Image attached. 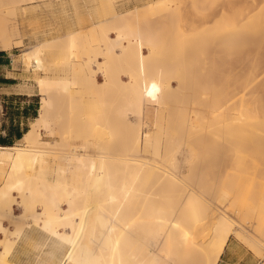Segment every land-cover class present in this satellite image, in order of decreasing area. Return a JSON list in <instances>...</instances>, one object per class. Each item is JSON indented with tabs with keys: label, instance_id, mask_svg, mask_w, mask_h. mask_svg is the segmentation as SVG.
I'll list each match as a JSON object with an SVG mask.
<instances>
[{
	"label": "bare ground",
	"instance_id": "6f19581e",
	"mask_svg": "<svg viewBox=\"0 0 264 264\" xmlns=\"http://www.w3.org/2000/svg\"><path fill=\"white\" fill-rule=\"evenodd\" d=\"M123 1L0 0L17 17H0L1 50L24 45L28 14L54 20L23 53L37 74L38 115L16 144L0 145V264H21L24 242L39 253L29 264H214L232 233L264 248V230L253 237L236 217L260 212L263 226L264 193L250 203L197 183L204 165L240 164L264 145V86L245 97L235 68H215L245 31L258 42L264 8L158 37L141 22L168 5L141 15Z\"/></svg>",
	"mask_w": 264,
	"mask_h": 264
},
{
	"label": "rangeland",
	"instance_id": "374dc122",
	"mask_svg": "<svg viewBox=\"0 0 264 264\" xmlns=\"http://www.w3.org/2000/svg\"><path fill=\"white\" fill-rule=\"evenodd\" d=\"M125 1L128 3V7L138 6V13L141 15L143 14L146 6L152 5L154 3L164 1L165 4L168 5L167 10H161L160 8L158 11H154L150 15L146 16L147 19L153 20V23H150L149 27L141 22V26H145L152 35L158 37L164 29H167L169 27L173 28L177 25L189 24L196 21H203L204 23L209 21L208 24L210 25L214 23V21L219 20L221 17H223V14L225 21H231L234 17L235 12H239L241 10L243 11L242 19H245V16L250 15L256 11L258 12L259 10L264 8V0ZM125 1H123V3ZM119 4L120 3H118L117 5L119 6ZM9 7L10 6L8 5V2H4V6L0 10V17L2 18V21L4 23L11 24L17 19V17L9 12ZM216 13L217 15L215 16ZM28 15L31 18L30 20L32 22L30 21V23L27 24L28 27H26L25 29L24 45L21 47L14 46L6 51L1 50L0 48V51H4L7 54V57H5L4 60H9L8 64L4 65L0 70V78H2V74L4 73V71L14 68L16 71H22V73L27 76V80L30 79L35 83L37 74L30 71L27 65H25L23 61V53L35 42L33 36H31V33H33V31H46L51 29L54 25V20L52 15L46 14L45 11H40L38 14L31 13ZM32 16L34 18L36 17L37 19L35 18V20H32ZM214 16L215 18H213ZM248 36V32L245 31V33H243L242 36L238 38V43L235 47L228 46L226 53L224 54L225 57L222 59L223 61L219 59L218 64L215 65V68L224 70L235 68V71L240 73V76L237 79V83L242 86L240 93H242V95L244 94L243 96L245 97L252 98V96L255 95L258 98L263 94L264 86V30L256 36L258 42L254 44L246 42L245 37ZM192 61H194L195 65L199 66L202 63V58L200 56H197ZM172 81L174 86L176 87L177 81L175 79H173ZM3 92L4 91L0 89V138L4 137V135L7 134L11 126H18L21 131H24V129L29 128L30 122L34 119V116L32 114L35 110L30 111L31 115H29V117H24L22 114H17V106L21 108L20 111L22 112V109L25 105H28L30 103L36 104L38 100V106L36 110V115H38L41 103V96L38 95L40 93L39 89H36L37 95L32 98H18L12 100L13 102L10 101L8 99L9 96L5 95V93ZM11 103H13V105ZM2 105L4 113H2L1 111ZM5 105H7L8 108L6 110ZM262 105L263 103L261 102L256 107V111L260 116V119L262 118L264 113V106ZM240 109L242 111V108ZM13 141L14 144H16L17 140L14 139ZM228 158H222L217 162H211L203 166L201 170L202 177L199 178L197 182L201 186L202 190H204V192L211 196L219 189L232 188L236 190L235 195L238 196V198H241L242 200L250 203L256 202L260 198H262L261 196L264 193V145H260L254 150L244 151L243 160L240 164H235L232 156V161ZM220 168L221 171L219 173L218 169ZM20 210L21 209L18 206H15L14 212L16 216H19L21 214ZM259 214L262 215V213L260 212ZM259 214H255L249 217H246L243 213H240L238 216H236L237 214L233 215L241 221H244L247 228H249V230L254 234L253 237H256L257 235L261 234L262 229L264 230V225L261 226L262 221L259 219ZM8 221V219H5L4 224L6 227L12 229V225H10V222ZM205 230L206 229H200L196 231L199 239H201L204 234H207V230ZM203 231L205 232L203 233ZM0 236L2 237V234ZM34 236L37 237V235ZM32 248V246L30 248V245L25 244V242L21 243L18 254L21 264H29L30 262L35 261L39 253L35 252V248ZM261 255L264 256V248Z\"/></svg>",
	"mask_w": 264,
	"mask_h": 264
},
{
	"label": "crops",
	"instance_id": "0c3cea01",
	"mask_svg": "<svg viewBox=\"0 0 264 264\" xmlns=\"http://www.w3.org/2000/svg\"><path fill=\"white\" fill-rule=\"evenodd\" d=\"M3 66H0V70ZM2 75V79L9 80L8 83L0 82V89L4 91L5 95L19 99H29L37 95L36 83L30 79L27 80V76L22 71L12 68L4 71ZM240 233L244 234V231H240ZM261 253L255 249L254 241L246 239L244 235L232 233L224 242L214 264H264V256Z\"/></svg>",
	"mask_w": 264,
	"mask_h": 264
},
{
	"label": "trees",
	"instance_id": "16d2710c",
	"mask_svg": "<svg viewBox=\"0 0 264 264\" xmlns=\"http://www.w3.org/2000/svg\"><path fill=\"white\" fill-rule=\"evenodd\" d=\"M7 57V54L6 52L4 51H0V66L1 65H6L8 64V61L9 60H4V58ZM0 82L2 83H8L9 80H5V79H2L0 78ZM10 101L14 100V99H18V98H15V97H9L8 98ZM13 102V101H12ZM13 105V103H11ZM37 106H38V100L36 102V104H28V105H25L24 108L22 109V112L20 111L21 108L19 106H17L18 108H16L17 110V114H22L24 117H29L30 114V111L31 110H35L33 112V116L34 118L37 116L36 114V110H37ZM8 109L7 108V105H5V110ZM19 109V110H18ZM6 114H7V111H6ZM28 130L27 129H24V131H21V129L16 126H11V128L9 129V131L7 132V134L4 135V137L0 138V145H4V146H10V145H13L14 144V139L15 140H19L23 134Z\"/></svg>",
	"mask_w": 264,
	"mask_h": 264
},
{
	"label": "built area",
	"instance_id": "2783aa9c",
	"mask_svg": "<svg viewBox=\"0 0 264 264\" xmlns=\"http://www.w3.org/2000/svg\"><path fill=\"white\" fill-rule=\"evenodd\" d=\"M1 111H2V113H4L3 105L1 106Z\"/></svg>",
	"mask_w": 264,
	"mask_h": 264
}]
</instances>
